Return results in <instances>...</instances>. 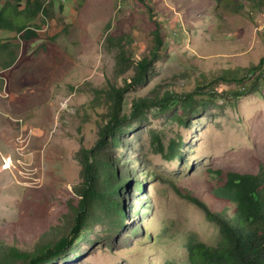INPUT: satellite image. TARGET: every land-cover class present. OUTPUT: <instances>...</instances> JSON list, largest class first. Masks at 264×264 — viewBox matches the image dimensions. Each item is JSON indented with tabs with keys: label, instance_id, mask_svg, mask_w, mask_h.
<instances>
[{
	"label": "rangeland",
	"instance_id": "1",
	"mask_svg": "<svg viewBox=\"0 0 264 264\" xmlns=\"http://www.w3.org/2000/svg\"><path fill=\"white\" fill-rule=\"evenodd\" d=\"M44 7L33 20H13L39 32L29 42L0 29V264H20L44 234L70 225L82 157L94 148L102 183L107 162L121 179L122 218L92 205L90 230L53 264H189L190 242L214 247L221 236L187 195L233 219L235 207L210 190L228 172L264 171V5L45 0ZM155 22L164 46L153 74L125 90L120 116L131 115L135 100L149 107L120 125L118 145L99 150L113 88H126L153 56Z\"/></svg>",
	"mask_w": 264,
	"mask_h": 264
},
{
	"label": "trees",
	"instance_id": "2",
	"mask_svg": "<svg viewBox=\"0 0 264 264\" xmlns=\"http://www.w3.org/2000/svg\"><path fill=\"white\" fill-rule=\"evenodd\" d=\"M0 0V29L16 31L18 37L23 42H29L36 38L39 32L31 30L23 23L13 24L22 14H28L31 20L39 14H47L44 7L45 0H27L25 11L20 12L21 0ZM145 2V0H141ZM255 8H261L264 0H247ZM54 3V2H53ZM152 10V9H151ZM22 16L21 20H23ZM154 39L156 41L153 56L143 58L136 66V76L125 81L126 88L123 90L113 88L110 99L114 101V112L110 122L101 129L100 139L97 149H101L106 141L111 140L112 146L118 145L119 139L117 131L120 125L127 119L143 116V108H148L149 101L135 100L133 111L128 117L120 116V104L126 89L143 84L146 78L153 73L150 67L159 58L160 48L164 46V39L161 33V26L155 22ZM4 45L0 44V50ZM120 59H124L123 53ZM261 63H264L262 59ZM170 97V95H169ZM171 149L176 153L175 144ZM95 150V148H94ZM94 150L84 151L82 157L84 183L77 191L80 202L77 208H73L70 225L59 232L51 231L44 234L36 246L33 254L21 255L24 259L20 264H53L66 260L72 254L76 241L82 233L90 230L89 221L92 219V205L99 206L104 212H115L122 218L123 206L119 203V195L122 189L121 179L112 171L111 165L103 163L104 172L107 179L102 183L101 171L95 168V163L91 160V153ZM175 155V154H174ZM173 155V157H175ZM220 174V172L218 171ZM218 174V175H219ZM210 191L212 196L219 201H224L233 205L236 209L233 219L228 218L224 213L212 212L208 205L196 197L187 195V199L194 205L203 209L206 217L218 224L221 239L217 246L211 247L203 242L192 241L188 245L189 264H264V171L260 174H240L228 172L226 179L221 178ZM102 184L104 187H102ZM47 236L48 240H44ZM50 239H49V238ZM17 250H12L11 257L16 256Z\"/></svg>",
	"mask_w": 264,
	"mask_h": 264
},
{
	"label": "clouds",
	"instance_id": "3",
	"mask_svg": "<svg viewBox=\"0 0 264 264\" xmlns=\"http://www.w3.org/2000/svg\"><path fill=\"white\" fill-rule=\"evenodd\" d=\"M56 0H52V2H55Z\"/></svg>",
	"mask_w": 264,
	"mask_h": 264
},
{
	"label": "built area",
	"instance_id": "4",
	"mask_svg": "<svg viewBox=\"0 0 264 264\" xmlns=\"http://www.w3.org/2000/svg\"><path fill=\"white\" fill-rule=\"evenodd\" d=\"M62 1H64V0H62Z\"/></svg>",
	"mask_w": 264,
	"mask_h": 264
}]
</instances>
